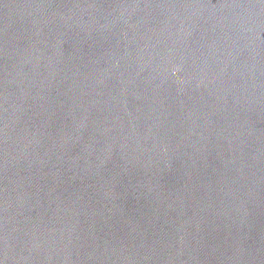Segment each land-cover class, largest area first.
<instances>
[{"label": "water", "instance_id": "1", "mask_svg": "<svg viewBox=\"0 0 264 264\" xmlns=\"http://www.w3.org/2000/svg\"><path fill=\"white\" fill-rule=\"evenodd\" d=\"M0 264H264V0H0Z\"/></svg>", "mask_w": 264, "mask_h": 264}]
</instances>
